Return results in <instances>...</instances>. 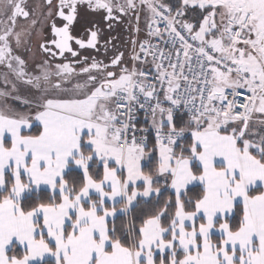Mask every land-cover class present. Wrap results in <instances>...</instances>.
Here are the masks:
<instances>
[{"label": "snow or ice", "instance_id": "1", "mask_svg": "<svg viewBox=\"0 0 264 264\" xmlns=\"http://www.w3.org/2000/svg\"><path fill=\"white\" fill-rule=\"evenodd\" d=\"M0 264H264V0H0Z\"/></svg>", "mask_w": 264, "mask_h": 264}, {"label": "flooded vegetation", "instance_id": "2", "mask_svg": "<svg viewBox=\"0 0 264 264\" xmlns=\"http://www.w3.org/2000/svg\"><path fill=\"white\" fill-rule=\"evenodd\" d=\"M38 0H28V3L30 5H34L37 3ZM19 23L23 24L25 23L24 21H19ZM93 25H98L101 29L100 33V44L98 47H100V53H97L93 49H78V46L73 43V47L77 48L82 56H96L98 58H104L102 56L103 53V44L106 40H108L110 37L111 38H117L118 39H113V43L116 44V46L120 50H124L126 47V42L128 39V32L125 31V25L121 24H116L114 28L109 31L106 24L103 23V18L102 15L99 13H95L92 11H89L87 9L86 5L80 6L78 9V18L77 21L73 25L72 33L74 36L78 38H87V33L88 30L93 27ZM33 47H35V42H33ZM109 56L112 55L111 52L108 54Z\"/></svg>", "mask_w": 264, "mask_h": 264}, {"label": "built area", "instance_id": "3", "mask_svg": "<svg viewBox=\"0 0 264 264\" xmlns=\"http://www.w3.org/2000/svg\"><path fill=\"white\" fill-rule=\"evenodd\" d=\"M140 119H141V121L143 120V114L142 113H141Z\"/></svg>", "mask_w": 264, "mask_h": 264}, {"label": "trees", "instance_id": "4", "mask_svg": "<svg viewBox=\"0 0 264 264\" xmlns=\"http://www.w3.org/2000/svg\"><path fill=\"white\" fill-rule=\"evenodd\" d=\"M78 178V177H77ZM69 179H71L70 177H69ZM137 223H139V222H137Z\"/></svg>", "mask_w": 264, "mask_h": 264}]
</instances>
